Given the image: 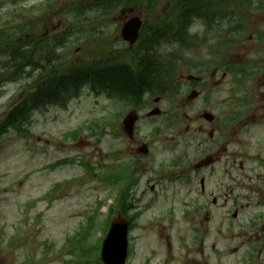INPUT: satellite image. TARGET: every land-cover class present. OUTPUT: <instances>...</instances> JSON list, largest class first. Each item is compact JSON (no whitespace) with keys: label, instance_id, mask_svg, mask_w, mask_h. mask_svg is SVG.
<instances>
[{"label":"rangeland","instance_id":"rangeland-1","mask_svg":"<svg viewBox=\"0 0 264 264\" xmlns=\"http://www.w3.org/2000/svg\"><path fill=\"white\" fill-rule=\"evenodd\" d=\"M9 1L0 0V27L6 19L8 24L16 23L9 15ZM72 57H77L76 47L72 50ZM4 63L6 57L0 56V66ZM27 73H31L30 70L27 69ZM27 76L14 82L1 83L0 121L16 102L22 87L31 83L32 77ZM176 98L177 94L169 99L163 98L161 105L165 111L178 113L179 99ZM196 108H185L188 119L183 121L182 129L185 131L189 128L191 132H196L202 126L206 129V135L202 142L195 138L194 144H189L191 150L188 156L220 157L216 176L221 182H226L225 168L244 149L212 145L208 137L212 125L198 118L199 109ZM220 108L219 105L213 110L218 111ZM123 109L121 104L104 98L96 99L86 90L66 110L51 108L34 113L27 126L28 133L12 131L0 138V264H83V260H79L76 255L65 253L67 239L74 237L86 226L87 217L96 201L110 197L111 191L96 176L88 174L81 162L95 167V173L106 171V165L109 164L107 160L111 159L108 156L123 143L111 132L117 125L114 122L116 115ZM180 109L178 114L181 116L183 110ZM152 122L144 124L143 134L152 129V124H162L159 120ZM84 124H91L95 129L98 125L99 131H96V135L85 132L79 134L76 140L64 142L65 134ZM171 134L153 140L152 159L148 161L150 165L146 171H142V186L147 189L145 196L148 200L156 201L153 209L142 218L141 222L146 223L144 229L134 233L137 238L132 243L131 264H148V260L150 264H244L242 258L249 250L250 237H254L253 232L246 231L247 219L252 212L239 210L237 219H233V210L226 214L219 208L211 209V227L220 232L215 237L218 250L215 256L211 250L212 237L197 243L193 239V228L205 220V212L190 218L183 214L186 208L181 202L187 196L191 199L199 198L197 191L191 192L196 187H185L180 182L165 183L164 179H158V173H154L161 171L160 162L168 166L179 151L184 152V147L170 150ZM250 151L253 149H248ZM69 158H75L76 164L50 168L57 161ZM239 171L238 167L232 170L238 179L241 178ZM257 173L264 177V168H258ZM149 181L157 184V193H150L147 186ZM58 185L60 188L57 189ZM224 192L228 193L230 189H223ZM235 192L240 194L241 190L235 189ZM216 196L222 198L223 195ZM108 204L112 202L108 201ZM108 207L103 208L97 219L105 220L109 214H106ZM171 207L175 208L174 214H169ZM160 215L167 219L157 222L152 219ZM101 225L95 224L96 234L101 231ZM229 227H233V230H229ZM236 248L240 249L239 254L229 255Z\"/></svg>","mask_w":264,"mask_h":264},{"label":"flooded vegetation","instance_id":"flooded-vegetation-1","mask_svg":"<svg viewBox=\"0 0 264 264\" xmlns=\"http://www.w3.org/2000/svg\"><path fill=\"white\" fill-rule=\"evenodd\" d=\"M100 2H92L91 0H85L84 2H79L77 4V14L73 12V2L71 0H55L51 6L57 8V14H53L52 19L53 23L51 29L46 27L47 31H83L86 30V23L83 17H81V13L83 10L87 9V6L91 4H99L101 7L107 8L112 7L109 4H116L117 0H98ZM140 7L136 5V8ZM140 10L144 11V6L140 7ZM73 22L75 24H73ZM75 25V27H74ZM225 36L234 44L228 45L230 47V61L228 65L231 64V71H225L223 73V77L226 78L228 76V81L230 84L232 83H240V89L231 94L229 102L231 104H240L243 106L242 110L249 115L259 114L261 111H264V31H227ZM223 38L220 35L219 40ZM217 39L212 38L211 43L207 46H211V51L209 54L208 61H201L199 58L196 59L191 64H186L182 62L180 75L183 78L184 72L188 73L191 71L192 75H187V80H189L188 85L191 90L198 91L197 98L201 97L202 91L206 89H210L211 85L214 86L216 83L215 76L217 73V58L215 54V50L220 47L216 43ZM67 45V38L64 39V46ZM227 65V66H228ZM222 83L221 81L219 82ZM211 101V100H209ZM258 103L259 107H252ZM262 119H258V121L264 120V113L261 114ZM245 120L249 121V118H245ZM255 121V119H254ZM229 127L221 124H215L213 127V132H217V134L211 133V137H213V141H216L218 144L226 143L228 144L233 140V137L226 141V138L229 135L226 134V130ZM187 132L189 130L187 129ZM204 129H199V135L204 134ZM249 132H246L248 135ZM246 135V136H247ZM254 138V137H253ZM247 145V144H246ZM218 161V158H216ZM217 163V162H216ZM215 164L208 166L207 162H202L198 165L199 174L194 172V176L199 179L200 177L204 180V183L207 187L204 186V190H202V194L204 196L208 195V184L210 183L209 176L207 175L206 179L203 175L206 174L207 170H211ZM234 167H236V161L234 162ZM196 166L195 168L198 169ZM240 169L243 170V164L239 165ZM232 172H228L229 176H232ZM231 178V177H230ZM202 182V181H201ZM217 186V185H215ZM211 195H213L211 193ZM214 201V200H213ZM217 202V200H216Z\"/></svg>","mask_w":264,"mask_h":264},{"label":"trees","instance_id":"trees-1","mask_svg":"<svg viewBox=\"0 0 264 264\" xmlns=\"http://www.w3.org/2000/svg\"><path fill=\"white\" fill-rule=\"evenodd\" d=\"M124 74L126 73L124 70H122V73L120 75L119 73L112 74V79H110V77H108L107 74L103 71H90L85 73H75L71 78L67 80H49L41 86L40 90L37 93L30 96L29 99H25L23 103L17 108V110L7 117L4 127L16 126L20 124L18 126V128L20 129L21 125L29 120L32 112V105L59 100L57 91L60 90V87H62L61 90L70 88L71 93L77 91L84 76H86L87 79L92 80L93 82L95 80L97 82H103L105 86L116 90L117 86L123 87L125 89L126 84H130V86L133 85L132 78H127ZM113 78L115 82L113 81ZM68 81H70L71 84L68 83ZM144 82L146 81L144 80ZM144 85L145 87H147L148 85L150 86L149 80H147L146 84ZM70 90L67 89V92H70ZM50 97L52 98L50 99Z\"/></svg>","mask_w":264,"mask_h":264},{"label":"water","instance_id":"water-1","mask_svg":"<svg viewBox=\"0 0 264 264\" xmlns=\"http://www.w3.org/2000/svg\"><path fill=\"white\" fill-rule=\"evenodd\" d=\"M122 224V225H121ZM127 225L115 220L104 244L102 259L105 264H124L127 255Z\"/></svg>","mask_w":264,"mask_h":264}]
</instances>
